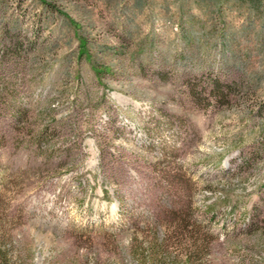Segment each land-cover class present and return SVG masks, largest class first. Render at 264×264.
I'll list each match as a JSON object with an SVG mask.
<instances>
[{
    "label": "rangeland",
    "instance_id": "rangeland-1",
    "mask_svg": "<svg viewBox=\"0 0 264 264\" xmlns=\"http://www.w3.org/2000/svg\"><path fill=\"white\" fill-rule=\"evenodd\" d=\"M0 0V264H264V0Z\"/></svg>",
    "mask_w": 264,
    "mask_h": 264
},
{
    "label": "trees",
    "instance_id": "trees-1",
    "mask_svg": "<svg viewBox=\"0 0 264 264\" xmlns=\"http://www.w3.org/2000/svg\"><path fill=\"white\" fill-rule=\"evenodd\" d=\"M215 5V8L218 10H222V6L224 2L222 0H217L216 2H213ZM261 9L264 11V6H261Z\"/></svg>",
    "mask_w": 264,
    "mask_h": 264
}]
</instances>
